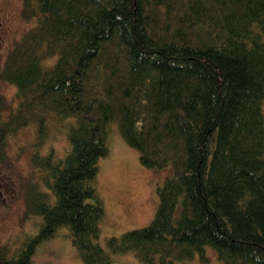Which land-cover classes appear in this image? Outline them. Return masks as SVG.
Instances as JSON below:
<instances>
[{
    "label": "trees",
    "instance_id": "obj_1",
    "mask_svg": "<svg viewBox=\"0 0 264 264\" xmlns=\"http://www.w3.org/2000/svg\"><path fill=\"white\" fill-rule=\"evenodd\" d=\"M32 24L5 55L0 166L26 125L41 144L63 126L68 148L33 155L24 215L41 220L0 264H32L59 227L84 264L113 263L97 239L95 179L113 124L146 168H170L148 225L110 236L111 252L184 264L205 246L222 264H264V0H21ZM42 186V187H40Z\"/></svg>",
    "mask_w": 264,
    "mask_h": 264
},
{
    "label": "rangeland",
    "instance_id": "obj_2",
    "mask_svg": "<svg viewBox=\"0 0 264 264\" xmlns=\"http://www.w3.org/2000/svg\"><path fill=\"white\" fill-rule=\"evenodd\" d=\"M20 9L21 0H0V70L7 52L32 24L21 18ZM14 92V86L0 78V94L10 105L14 104ZM62 127H50L41 144L37 143L36 130L31 124L6 138L7 162L0 166L1 178L7 183L1 187L4 201L0 208V244L18 246L37 232L40 216L24 215V187L29 181H36L39 175L31 157H41L51 151L52 161L59 160L68 148ZM106 147L107 155L97 161L95 179L104 211L97 243L113 263L145 264L131 250L111 252L106 239L149 224L157 206L156 188L170 174V168L141 166L137 150L123 141L113 124L108 129ZM66 232L65 227H59L52 237L37 245L32 264H84ZM203 258L195 253L184 264H222L209 246H205Z\"/></svg>",
    "mask_w": 264,
    "mask_h": 264
},
{
    "label": "flooded vegetation",
    "instance_id": "obj_3",
    "mask_svg": "<svg viewBox=\"0 0 264 264\" xmlns=\"http://www.w3.org/2000/svg\"><path fill=\"white\" fill-rule=\"evenodd\" d=\"M1 173V172H0ZM6 183V181H4L2 178H1V175H0V208H1V203L4 201L3 198H1V187H3Z\"/></svg>",
    "mask_w": 264,
    "mask_h": 264
}]
</instances>
